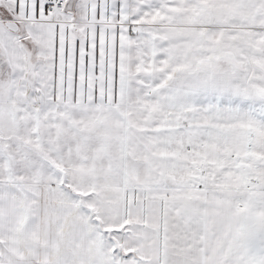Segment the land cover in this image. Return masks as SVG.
<instances>
[{
  "label": "snow or ice",
  "instance_id": "snow-or-ice-1",
  "mask_svg": "<svg viewBox=\"0 0 264 264\" xmlns=\"http://www.w3.org/2000/svg\"><path fill=\"white\" fill-rule=\"evenodd\" d=\"M0 264H264V0H0Z\"/></svg>",
  "mask_w": 264,
  "mask_h": 264
}]
</instances>
